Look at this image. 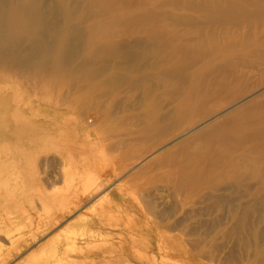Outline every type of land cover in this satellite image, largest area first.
Masks as SVG:
<instances>
[{"label":"rangeland","instance_id":"obj_1","mask_svg":"<svg viewBox=\"0 0 264 264\" xmlns=\"http://www.w3.org/2000/svg\"><path fill=\"white\" fill-rule=\"evenodd\" d=\"M0 264H264V2L0 0Z\"/></svg>","mask_w":264,"mask_h":264},{"label":"bare ground","instance_id":"obj_2","mask_svg":"<svg viewBox=\"0 0 264 264\" xmlns=\"http://www.w3.org/2000/svg\"><path fill=\"white\" fill-rule=\"evenodd\" d=\"M251 1V0H250ZM249 2V1H248ZM252 2L255 4V6H257V7H262V3L264 2V0H262V1H260V0H252ZM242 7V6H241ZM229 9V8H228ZM228 9H221V10H223V11H225V10H228ZM230 11V10H229ZM229 11H226V15H225V17L227 18V19H232V20H237V17L240 15V14H242L241 13V10H240V8H238V9H235V11H234V13L232 12V10H231V12H229ZM245 11V10H244ZM228 12V13H227ZM242 12H243V10H242ZM247 13H249L248 11H247ZM247 13H243L244 14V16L245 15H247ZM241 17L243 18V15L241 16L240 15V18L238 19V20H241ZM244 19H245V17H244ZM244 21V20H243ZM23 239V238H22ZM2 261V260H1Z\"/></svg>","mask_w":264,"mask_h":264}]
</instances>
